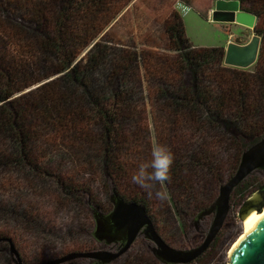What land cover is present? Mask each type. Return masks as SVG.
Here are the masks:
<instances>
[{"label":"trees","instance_id":"trees-1","mask_svg":"<svg viewBox=\"0 0 264 264\" xmlns=\"http://www.w3.org/2000/svg\"><path fill=\"white\" fill-rule=\"evenodd\" d=\"M133 1L0 0V264L11 243L27 264L73 238L97 247L86 194L108 211L111 183L160 235L159 223L182 233L264 139V0H238L261 37L246 68L224 64L223 47L194 45L174 10L162 22L168 51L142 48L120 21ZM158 145L172 154L169 179L141 189L131 175L151 171ZM245 179L235 192L250 190ZM133 246L110 264H163Z\"/></svg>","mask_w":264,"mask_h":264},{"label":"rangeland","instance_id":"rangeland-1","mask_svg":"<svg viewBox=\"0 0 264 264\" xmlns=\"http://www.w3.org/2000/svg\"><path fill=\"white\" fill-rule=\"evenodd\" d=\"M185 1L187 0H134L129 8L121 14L120 21L123 25H126V28L131 29L142 48L158 49L162 51H168L170 41L162 22L172 10L181 14L185 26V33L189 37V40L196 46H220L225 50L230 40L238 44H245L251 39L253 34H256L252 27L237 24V22L213 20L212 15L213 9L215 8V0H190V3H185ZM245 183L250 189L249 191L247 190L245 194H242V191L246 188L244 186L239 188L236 192L234 190L233 193H231L228 215L224 220L220 232L216 235L218 241L214 247H208L198 256L201 259L200 263L196 260L197 257L189 262L190 264H225L229 260L228 250H230L232 243L242 232L240 207L247 197L264 184V167H259L247 175ZM114 189L116 188L113 183H111L110 196L112 197ZM85 202L92 214L93 227L92 230L90 229V233L93 235V231H95L98 222H102L101 217L110 212L114 208V204L111 200V208L106 211L100 204L97 205L91 202L87 194ZM214 217L215 209L209 213H202L199 210L196 213L189 214L184 218L185 227L182 233L177 235H172L169 227H167L168 224L164 225L159 223V228L162 232V237L169 245L185 251L203 242L206 234H208ZM87 227L88 224L84 225V229ZM81 243H83L82 237L79 238V240L73 238L66 246L69 248H67L64 254L58 255L54 250H49L46 259L36 264H41L55 258L54 255L59 258L73 250H105L115 252L123 244L121 240H113L110 242L103 239L101 241L97 240V247L89 249ZM132 245L134 246L131 250H135L136 248L138 250L139 248L146 249L148 254H151L152 257L157 258L163 264H188L170 263L168 260L162 259L159 253H157L158 247L145 235L143 230L139 232ZM49 253L54 255H50ZM11 256V264H15L12 253ZM115 259L105 262L102 261V259L81 257L70 259L61 264H110ZM22 261L24 264H27L26 261Z\"/></svg>","mask_w":264,"mask_h":264},{"label":"water","instance_id":"water-1","mask_svg":"<svg viewBox=\"0 0 264 264\" xmlns=\"http://www.w3.org/2000/svg\"><path fill=\"white\" fill-rule=\"evenodd\" d=\"M212 19L215 21L237 22V24L252 27V29H254L257 20L253 12L242 9L238 0H215ZM260 46L261 37L257 34H253L251 39L245 44H238L230 40L225 47L223 63L236 66L237 68L252 66L257 61ZM259 167H264V139L255 142L244 150L237 171L219 188L217 199L209 207L201 211L202 213H209L215 209V217L203 242L192 249L184 251L169 245L158 233L159 231L146 207L135 200L123 198L114 189L112 197L114 208L101 217L102 222H98L93 235L98 241L103 239L110 242L121 240L123 242L122 246L115 252L105 250H73L59 258L55 257L41 264H61L70 259L81 257L102 259V261L109 262L126 252L142 230L158 247L157 253H159L162 259H166L170 263H189L200 256L220 232L230 208L231 193H233L234 189L238 187L247 175ZM256 191L259 192L258 198L251 199L252 194ZM254 192L246 198L240 207L241 219L246 217L247 211L250 208H256L258 211L264 209V184ZM247 227L246 233L242 235L233 249L230 250L228 254L229 260L225 264H264V214ZM3 240L5 238H0V242ZM9 247L14 263L24 264L13 243Z\"/></svg>","mask_w":264,"mask_h":264},{"label":"clouds","instance_id":"clouds-1","mask_svg":"<svg viewBox=\"0 0 264 264\" xmlns=\"http://www.w3.org/2000/svg\"><path fill=\"white\" fill-rule=\"evenodd\" d=\"M151 171H146L144 166L134 171L131 175V182L141 189H151L155 184H162L169 179V167L172 163V154L162 146H156L152 152ZM152 181L153 184H149ZM151 197L153 193L149 191ZM157 200L163 201L167 193L157 190L154 193Z\"/></svg>","mask_w":264,"mask_h":264},{"label":"bare ground","instance_id":"bare-ground-1","mask_svg":"<svg viewBox=\"0 0 264 264\" xmlns=\"http://www.w3.org/2000/svg\"><path fill=\"white\" fill-rule=\"evenodd\" d=\"M259 196V192L256 191L252 194L251 199H255L258 198ZM262 214H264V209L262 211H258L256 208H250L247 211V215L244 219H242V223L244 224V231L241 233V235L238 236V238L236 239V241L233 243L232 247L230 248V250L233 249L234 245L240 240V238L242 237V235H244L247 231V226H249L253 221H255L256 219H258L259 217L262 216ZM230 250H228V254L230 252Z\"/></svg>","mask_w":264,"mask_h":264}]
</instances>
